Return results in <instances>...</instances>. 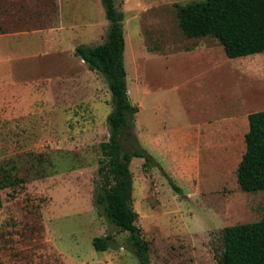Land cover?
<instances>
[{"label":"rangeland","instance_id":"rangeland-1","mask_svg":"<svg viewBox=\"0 0 264 264\" xmlns=\"http://www.w3.org/2000/svg\"><path fill=\"white\" fill-rule=\"evenodd\" d=\"M200 1L115 0L132 139L156 162H130L150 264H219L223 229L264 219V191L236 184L246 117L264 111V53L230 59L211 36L187 38L177 7ZM59 21L77 42L105 41L99 0H0V264H139L94 205L111 95L58 54L73 45L50 33ZM66 70L80 74L61 83Z\"/></svg>","mask_w":264,"mask_h":264},{"label":"trees","instance_id":"trees-1","mask_svg":"<svg viewBox=\"0 0 264 264\" xmlns=\"http://www.w3.org/2000/svg\"><path fill=\"white\" fill-rule=\"evenodd\" d=\"M100 3L108 22L105 41L74 49L75 57L105 79L111 95V112L106 118L108 139L99 144L94 205L108 223L128 233V249L139 264H150L149 246L141 236L136 224L138 215L132 209L130 162L133 158L142 159L146 170L155 167L156 162L131 135L138 107L130 102L127 93L123 14L116 8L115 0ZM177 11L180 28L187 38L211 36L230 59L264 53V0H204L178 6ZM246 125L244 151L236 169L237 190L264 191V111L248 114ZM4 177L10 180L11 176ZM109 240V236L97 237L92 245L96 251H105ZM222 244L219 264H264V219L225 227Z\"/></svg>","mask_w":264,"mask_h":264},{"label":"crops","instance_id":"crops-1","mask_svg":"<svg viewBox=\"0 0 264 264\" xmlns=\"http://www.w3.org/2000/svg\"><path fill=\"white\" fill-rule=\"evenodd\" d=\"M62 5L64 6V1H63ZM60 22H61V24H60ZM56 25H57L56 27H54L53 29H50V33L55 32L57 39H64L67 33H70L71 35H73V45H71V47H70L71 49L70 48H68L67 50L63 49L62 52H58V54H60V55H62V54L66 55L67 54L68 57H71L72 55L74 56V49L78 45L96 46V45H90L85 39H83L80 42H77L78 35H80V32H79L80 29L79 28H78V31L74 30V28L73 29L71 28L70 30L65 31V27L63 26L62 21H59ZM56 29H60V30L57 31ZM79 61H80L81 65H86L82 60L79 59ZM88 71H90V70L88 69ZM90 73H91V71H90ZM78 74H80V73H78L77 71L70 72V71L66 70V73H63L62 75H60L62 77L61 83L63 81H65L67 77L72 78ZM56 80H59V79H51L50 81L55 82ZM59 82H60V80H59Z\"/></svg>","mask_w":264,"mask_h":264}]
</instances>
